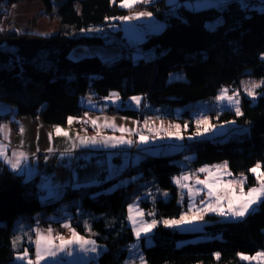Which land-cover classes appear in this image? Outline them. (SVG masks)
<instances>
[{
	"label": "trees",
	"instance_id": "trees-1",
	"mask_svg": "<svg viewBox=\"0 0 264 264\" xmlns=\"http://www.w3.org/2000/svg\"><path fill=\"white\" fill-rule=\"evenodd\" d=\"M18 1L0 0V7ZM120 1L41 0L46 12L55 9L60 25L57 32H0V102L13 105L18 116H39L44 124L65 125L69 117L85 111L83 103L88 97L103 100L116 91L122 100L141 96L143 102L139 109L120 108L115 113L138 119L153 111L174 119L173 109L180 107L188 118L192 103L213 99L225 86L238 87L242 76L264 77V11L242 6L238 0L227 2L222 9L207 7L189 14L177 4L175 14L171 13L165 0H154L149 10L167 17L163 30L152 34L153 57L136 61L130 56L117 57L109 62L94 55L71 59L70 52L79 46L124 41L120 30L103 35L86 33L123 15ZM217 19L220 21L212 28L206 25ZM181 71L185 80L168 82L170 73ZM240 111L239 116L231 109H211L208 113L212 122L233 120L234 128L247 127L245 134L225 141L192 140L182 153L195 155L189 162L192 168L226 161L232 175L245 176L244 189H249L257 184L250 169L259 164L264 172V85L257 89L255 100L240 96ZM10 115L0 112V122ZM182 153L146 156L115 178L68 187L57 200L45 202L40 200L43 191L38 175L25 179L0 162V264H18L16 255L26 249L33 252L37 212L50 213L63 200L74 198L78 199L79 212L72 219L73 226L105 246L97 264H122L126 246L134 240L126 220V207L132 200L139 197L141 208L155 220L180 215L178 188L172 178L182 171L174 162ZM121 178L130 180L107 191ZM144 181L167 190L169 198L153 202L141 198L140 184ZM256 207L254 213L234 221L205 215L202 229L196 231L157 224L150 235L153 243L145 246L142 240L145 264H240V253H264V202ZM17 219L21 228L15 227ZM199 235L211 238L177 244Z\"/></svg>",
	"mask_w": 264,
	"mask_h": 264
},
{
	"label": "rangeland",
	"instance_id": "rangeland-1",
	"mask_svg": "<svg viewBox=\"0 0 264 264\" xmlns=\"http://www.w3.org/2000/svg\"><path fill=\"white\" fill-rule=\"evenodd\" d=\"M35 1H38V0H20V1L12 4L10 6H1L0 11L2 10L3 12H5L4 13V15H5L9 12L10 8H12L13 5H19V8L21 9V10H18L19 12H21L23 10L28 11L29 10L28 7L31 8L30 5L33 4V2H35ZM39 1L41 2V0H39ZM153 1L154 0H149V2L145 3L144 0H137V2L132 5V7H122L121 4L123 3V0H121L118 4H119L120 8L125 10V13L123 15L111 19L112 23H108L104 26L93 27V28L87 30L86 33L87 34L103 35V34L108 33L109 31L120 30V35L122 38H124V41L117 44V45H113L111 43H108V44H104V45L87 46L88 49H91V52H92L93 47H101L102 49H106V48H112L113 49L114 47H116V48H119V50H122V49L126 50L129 53V56L131 57V59L133 61H136L139 58L153 57L154 56V50H153L154 46L151 42L152 34H157L163 30V28L165 26L164 20L167 17L166 15L164 16V18L158 17L151 10H149V5ZM229 1H231V0H183V1H181V4H183L184 8L188 12H190L192 10H200V9L207 8V7H214L217 9H222L223 6ZM238 1L240 2V4H242V6L252 4V7L254 6V8H256L260 11H264V0H238ZM129 2L131 3V0H129ZM252 2H254V3H252ZM165 4H167V7L169 9L170 8L174 9L176 4L177 5L180 4V1L179 0H165ZM24 5H26V6L24 7ZM29 12L32 13L34 11H29ZM140 13H150L151 15L140 16L139 15ZM43 15H44V18H42V20L39 21L40 18H38V17L43 16ZM123 17H138V18L124 20V19H122ZM43 20L48 23L47 27H49V28L53 27L54 31H56V29L58 28L59 19L55 13L54 8L50 12H46L44 9V13H41V14L37 15L36 17H35V15H34V17L32 16L29 18L23 17L21 20L16 21L17 23L11 22L10 27H8L9 29H6V30L23 32L24 30L29 29L30 33H34L37 35L52 34V33H49V34L44 33L43 34V32H39L36 30L37 29L36 27L38 26V21L41 23ZM31 21L34 23L33 24L34 26H32ZM219 21H220V19H217L213 22H207L206 25L209 28H212ZM39 27H40V24H39ZM58 30H59V28H58ZM105 57H107V56H105ZM118 57H123L121 52L119 53ZM261 58L264 59V54L261 55ZM105 61L107 62L108 59H106ZM167 80H168V82L185 80V75L182 71L170 73L168 75ZM252 83H258V84H261V86H263L264 85V77L255 78V77H252L249 75L242 76L238 80V87H227V86H225L223 89L228 90L227 95H229V96L233 95V93H237L239 95V100H240L241 95H244V96H246L252 100H255L256 91L258 88L254 89L253 96H249L247 94V90L245 87L246 85H251ZM220 92L218 93V95L220 94ZM113 93L116 94L115 97L112 96ZM109 95L112 97L111 98L110 97L105 98V102L102 105H111L112 109L107 108V107L104 108V110H103L104 114H102V115H99L97 113V111L94 112V114H91L92 119L90 118V122L88 120L84 119V116H82V114L80 116H78L79 119L73 118V122L69 123V125H66V124L65 125H48V124L42 123L39 116L34 117V118L25 117V119L28 121L29 125L27 123H25L23 125V129L25 131H28V135L35 134L36 139H37V141H36L37 148L41 147V149L47 151V152L39 153L36 155V157H35L36 158V166L38 167V164L40 162H42L43 163V169H44L45 165H44L43 160L48 157L49 153L52 154V155H50V159H54L55 156H58L59 159L65 160L69 157L70 152L68 150H71V149L73 150L76 148H77V150H81L79 152L87 151L90 154V157H92V158L94 156L100 154L99 153L100 151L90 152L89 150L108 149V148L113 147V146H111L113 143H116V146L113 147L116 149H118V148L119 149L120 148L129 149V148H131V144L137 142L138 138L135 136L132 138L130 135H128V138H129V141H131V144H119L117 142L122 140L121 137L124 135H122L118 131L117 132L120 135H118V133L115 131L113 132V131L109 130L108 124L112 120H114L111 117L116 116V114L119 115L118 112L115 113L114 110L117 111L120 108H131L132 106H135V105L137 106L143 102L142 101L143 98L141 96H131L127 100H122L116 91H111ZM217 96H215L211 100L196 101V102L192 103L191 107L188 109V115H189L188 118H186V116L181 114L182 111H184V109L180 108V107H176L173 109V115H174V117H176L174 119L169 118V117L161 118V117H158L157 115H149L148 117H144L145 119H142V120L140 118H138V119L135 118L136 119L135 129L138 131V133L143 134V136L146 135V137L149 136L151 138L155 137L154 139H157V140L163 139L164 143L162 144V146L164 147V149H163V152L159 156H172L173 154L182 153L186 150L187 142H190L192 140L210 139V140L225 141L228 139L235 138L236 135L245 134L248 130L247 127H241L238 129L234 128L235 124H234L233 120L226 121V122H212L211 121L210 114L208 113V111L211 109H217V110L231 109L235 112L234 107H231V108L227 107L226 101L225 102H218L216 100ZM133 97H139L140 98L139 103L134 102L132 100ZM87 99H90V97H88ZM90 101H92V100H90ZM1 103H4V102H1ZM239 108H240V103H239ZM19 117L22 118L23 116H19ZM93 121H95V124H93ZM198 121H200L201 123L198 124L197 123ZM205 121H206V123H205ZM39 123H40V125H43V127H45V132L41 131V130H39L37 132L33 131V128L36 127V125ZM190 124H192V126ZM49 127H50V129H49ZM95 127L98 128V131L95 130ZM205 128H207L208 131H205ZM56 129H64V130H61V133H67V136H65L63 134H57ZM189 129L191 131H189ZM136 133L137 132H134L135 135H137ZM177 137H180V138H177ZM151 138H147V141H148V139H151ZM93 139H95L97 141L96 144L90 143V141ZM139 140H140V137H139ZM81 141H87L89 143L82 144ZM141 145H142V143H141ZM24 146L28 147L29 145L27 143H25ZM154 147H159V146H154ZM146 148L149 149L150 147H146ZM50 149H51V151H50ZM75 152H77V151H72V155H75L74 154ZM120 153H122L121 150L117 151L116 157L114 159L115 161H117V160L119 161ZM42 154H47V157L42 158L39 161V157H37V156L42 155ZM182 154H183L181 156L182 157L181 158L182 166H183L184 162H190L195 157V155L193 153H189V152L182 153ZM151 156H157V155H151ZM183 157H184V159H183ZM70 158H71V156H70ZM181 161H180V164H181ZM225 162L226 161H221V162L212 163V164H204L201 167H207V168L211 169L212 175L214 178L216 176L220 177L221 184H226L229 181H240L241 179H244V183H245L246 180H245L244 176H242L243 174H240L241 176L240 175H232L230 173V171L228 170V167L226 169L221 168L217 172V170L213 167L216 165H223ZM68 163L69 162L65 163L64 165H67ZM78 164H81V163L78 161L77 165ZM85 167L86 168H81V169L76 168L74 174L75 173L78 174V172L84 173V174H88V173L94 174L96 167H97V162L91 161V158H90L87 166H85ZM254 167H256V165ZM190 171H191V169H189V172H187V174H185V171H184L178 175H175L172 178V181H174L176 183V181L179 179V177L181 178L183 176H187V175L191 174L192 171L191 172ZM69 172H70V170L68 171L67 166L62 167V168H56L52 171H48V170L45 171V174H47V180H46V182H42V184H40V185L42 186V188L46 189V192H47L46 195L48 198L50 197V193L52 192L51 186L54 187L55 184H61L63 182H65V184H66L65 186H67L69 184V178H68ZM258 172H263V171H261V169L259 168ZM228 173H230L231 175H228ZM103 174H104L103 172H100L98 174V176L96 175L97 179L100 178V175H103ZM205 174H207V173H205ZM252 174L254 175L256 183H257L255 187H258L259 181L257 180V173L252 172ZM195 175L198 176L199 178H203V176H204L201 173L200 174L195 173ZM99 182L100 181L97 180L96 184ZM188 182L189 181H186V183H188ZM242 186L243 185L237 183V184L233 185V189L236 191L237 194L240 193L241 189L243 190L244 193H247L248 189H244ZM140 187H141L140 197L146 198L150 202H153L157 198L167 200L170 196V194L167 190L158 188L151 181L142 182L140 184ZM47 197H44L42 195L40 197V200L43 202ZM204 198H205V194L201 193L200 195H197V196L194 195L190 199L189 198V192H188L187 193V200H188L187 208L193 207L194 208L193 211H195V208H203L204 207V200H203ZM138 199H139V197L132 200L126 207V220H127L128 225L131 227V231H132L133 235H134L133 223L129 220V215H130L129 206L130 205L133 206V211H132L131 215L136 219V222H137L136 226L137 227H140V221H143L144 223H152L153 221H155V226L157 224L162 223L161 225H163L165 227H168L171 229L175 228V229L181 230V231H196V230L202 229V224L204 223V221H203L204 217H202V219L192 217L194 215L193 211L192 212L186 211L185 198L180 193L178 195H176V203L181 206L182 211H181L180 215L178 216V218H173V219L167 218V219L155 220L154 218H152L150 216L149 211H144L141 208V206L139 205ZM194 199H196V200L194 201ZM77 201H78V199H77ZM193 201L195 204L193 203ZM223 210L225 212V216H231L230 214H228V207H227L226 202L223 203ZM39 212H41V211H39ZM39 212H37V213H39ZM137 212L141 213V215H137ZM73 217H74V214L71 215V219H73ZM181 217H184V220H181ZM219 219L220 220H227V221L238 220V218H233V217H229L228 219H226V217H224V216H220ZM45 221H47V222L43 223ZM164 221H176L177 224L166 225L164 223ZM48 222L49 221L46 218H42V217L39 218L38 217L36 219V223L43 224V225L40 224V228H43V227L54 228L55 224L50 225V224H48ZM19 224H20V222L17 219L15 221V227H17ZM85 225H87V224H85ZM58 228L62 232V234H65L68 231L66 228H64L65 230H62L59 226H58ZM153 229H154V227L152 228V230L150 232H147L146 234L142 233L139 240L134 235V240L126 246L127 256H126V258L122 264H141L140 256L143 257V261L145 264V260H144V256H143V252H142V247H141L142 246V240H143V244L145 246H150L153 243V241L150 237L151 233L153 232ZM210 238L211 237H209L207 235H199V236L190 238L188 240H182V241L178 242L177 244L181 245V244H184L187 242L207 240ZM100 245H102V244H100ZM258 253H261V252H258ZM256 254H254V255H246V254H241V253L238 254L240 264H263V261H257V260H251V259L245 260V259L241 258L242 256L253 257Z\"/></svg>",
	"mask_w": 264,
	"mask_h": 264
},
{
	"label": "crops",
	"instance_id": "crops-1",
	"mask_svg": "<svg viewBox=\"0 0 264 264\" xmlns=\"http://www.w3.org/2000/svg\"><path fill=\"white\" fill-rule=\"evenodd\" d=\"M180 1V0H179ZM254 3V2H252ZM183 6V12L189 14L190 12H188L185 8L184 5L178 4V6ZM26 5H24L25 7ZM31 8L28 7V11L23 10L21 12H19L18 10H21L19 8V5H13L12 8H10L9 12L5 15L2 16V21L0 22V32L4 31L5 29H9L8 27H10V23H17L16 21L21 20L23 17H35L41 13H44V6L43 4L38 0L33 2V4L30 5ZM251 8H254V6L252 7V4L250 5ZM19 8V9H18ZM175 9V8H174ZM173 8H170L168 10H171V13H173L174 11ZM29 11H34V12H29ZM193 11V10H192ZM45 15V14H44ZM43 16H40L38 18L39 21L42 20V18H44ZM30 21V20H29ZM38 21V26L35 28L37 31L39 32H43L46 34L49 33H54L58 30L59 28V22H58V28L56 29V31H54L53 27H47L48 23L46 21H42L41 23ZM32 26H34L33 22L31 21ZM40 24V27H39ZM31 26V27H32ZM23 28V27H22ZM21 28V29H22ZM44 28V29H43ZM20 29V28H19ZM33 29V28H32ZM23 32H29V29L24 30ZM152 42V40H151ZM101 47H93V51L91 52V49H88L87 46H79L75 49H73L70 52V58L75 60V59H79L81 57H85V56H96L99 59H102L103 62H106L105 60L108 59L107 62L111 61L114 58H117L119 56V53L123 51L119 50V48L114 47L112 48H106V49H100ZM154 50V49H153ZM107 52V53H106ZM107 56V57H105ZM101 60V61H102ZM108 97H112L110 95H108ZM90 99H86L85 102L83 103L84 107H85V111L82 113V116H84V119L88 120L90 122V118L92 119V115L94 114V112L97 111V113L99 115H102L101 112L104 110V108H111V105H102L105 102V99L103 100H92ZM144 107H146V105L144 104ZM131 108H135V109H139V105H135L132 106ZM98 109V110H97ZM8 111L11 113L10 117L2 122H0V126H4L5 131L0 133V144H3L6 146L7 148V155L9 158H12L13 153H23L24 156L27 157L26 160H22L21 161V165H20V170L17 171H13L11 166L8 163H5L3 159H0V162L3 166H5L9 171L12 172H16L19 174H22L24 176L25 179H30L36 175L39 176V186L40 189H42L43 191V196L47 197L46 195V189L42 188V186L40 184H42V182H46L47 180V174H45V171H52L56 168H62L67 166L68 171L70 170V172L68 173V178H69V184L67 186H65V182L61 183V184H55L54 187L51 186V193H50V197L46 198L43 202L45 201H53V200H57L64 192V190L68 187H75V186H82V185H89V184H95L97 182V176L100 172H103L105 174V180L107 179H112L117 177L123 170H125L126 168H128L129 166L134 165L135 163H137L138 161H140L141 159H143L146 156H151V155H160L163 152L164 147L162 146L163 139L161 140H157L154 138H151L149 136L146 137V135L144 137L146 138H151L148 139L147 142L142 143L139 140V137L143 134L138 133V131L135 129V123H136V119L135 118H130V117H126L123 116L121 114L111 117L114 120H112L109 124H108V129L111 131H115V132H119L121 133L122 136L121 139L125 140V141H129L128 135H130L132 138L135 136L137 137V142L131 144V148L129 149H125V148H108V149H102V150H98V149H94V150H89L90 152H97L100 151L98 155L94 156L93 158L90 157V154L87 151L84 152H79L81 150H77L76 149H71L68 150L69 153V157L67 159H59L58 156H55L54 159H50V154L46 159L43 160L45 168L42 170H38L37 166H36V155L39 153H43V152H47L43 149L37 148L36 145V136L35 134H30L28 135V131H25L23 129V125L25 123H28V121L25 119L26 116H23L22 118L19 117L16 113H15V107L13 105H9L7 103H1L0 102V112H5ZM148 112L143 113L142 119H145L144 117H148ZM151 115H157L158 117L161 118H165L164 116H161L159 113L153 112ZM71 118V121L73 122V118H77L79 119V117H69ZM69 118L66 122V125H69ZM139 119V120H140ZM126 129L128 131H120L119 129ZM22 129V131H21ZM50 129V127H49ZM24 130V131H23ZM44 131L45 132V127H43V125L37 124L36 127L33 128L34 132L37 131ZM60 130H64V129H60ZM95 130L98 131V128L95 127ZM117 132V133H118ZM134 132H137L135 135ZM74 133V132H73ZM118 133V135H120ZM6 137V138H5ZM80 138V137H79ZM27 143L29 146H24V144ZM154 146H159V147H154ZM146 147H150L149 149ZM122 151V153H120L119 156V161H115V157L117 154V151ZM72 151H77L72 155ZM71 156V158H70ZM92 156V155H91ZM96 161L97 162V167L95 170L94 174L88 173V174H84V173H79L78 174H74L75 169H81V168H86L85 166H87L88 161ZM181 158H177L176 160H174L175 164L180 165L182 168L181 172L185 171V174H187V172H189V169H191V174L187 175L189 177H191L188 181V183H186V181H181V183L187 184L190 187H192L194 190H199V194L204 193L205 194V198L204 200V207H206V204L208 202V198H207V189L204 188V186L202 184H196V180H204L205 177L207 176V174H205L204 172H200L199 169L201 168H205V167H198V168H190L189 166V162H184L183 166H182V161ZM184 159V157H183ZM182 159V160H183ZM80 162L81 164L77 165V162ZM181 161V164H180ZM69 162L67 165H64L65 163ZM81 165V166H80ZM77 166V167H76ZM194 171V172H193ZM195 173L197 174H203V178H199L198 176L195 175ZM97 175V176H96ZM241 176V175H240ZM244 176V175H242ZM180 178V177H179ZM214 178V177H213ZM245 178V176H244ZM129 178H121L119 179L113 186H111L107 191H110L118 186H122L125 185L129 182ZM99 181V180H98ZM174 185L178 188L177 191V195L180 193L186 200V211H189V208H187V193H188V188H181L180 185L177 183H175L173 181ZM245 184V183H244ZM244 184H243V188H244ZM195 195V196H197ZM179 198V197H178ZM197 199V198H196ZM194 199V201L196 200ZM193 201V203H194ZM195 204V203H194ZM258 204V203H257ZM252 206V209L254 207H256V205ZM250 209V211L252 210ZM249 211V212H250ZM44 212V211H43ZM42 211L39 213H36L34 215V218L37 219L38 217H42V218H46L49 222L55 224L54 228H51V236L53 238V242L55 244H60V240L56 239L57 237H63L64 240H68L71 238V232L69 230V228L64 227V225H69L70 228L72 230H74L80 237H83L85 240H90V241H94L91 237L85 236V234H81L79 233L76 228L73 226L74 223L72 222L71 219V215L72 214H77L79 212V204L76 198L74 199H66L62 202L59 203V206H57V210L54 213H43ZM248 212V213H249ZM183 213V212H182ZM246 213V214H248ZM193 216L192 217H196L201 219L200 217H204V215H215L218 218H220L219 215H217L214 212H208L205 211L203 213H196L195 211H193ZM245 214V215H246ZM44 216V217H43ZM226 219H228L231 216H225ZM240 219V218H238ZM162 224V223H160ZM58 226L62 229L65 230L64 228H66L68 231L65 234H62V232L59 230ZM19 228H21V225L18 226ZM50 227H43V228H32V232H33V252L30 254L28 252V259L31 260H35V243L34 241L36 240V233L37 231H39L40 233H43L45 236H47L48 234V229ZM95 242V241H94ZM95 247L97 249V251L95 253L93 252H88V253H83V252H79L77 250V246L73 245V254L72 256H66L64 253H59L58 254V259L61 261V264H97V258L100 255V253L104 250V246L100 245L99 243L95 242ZM24 254V251L18 255L15 256V261L18 264H27L26 260H19L17 259L18 256H21ZM40 264H54V261L52 259H47V260H42L40 262Z\"/></svg>",
	"mask_w": 264,
	"mask_h": 264
},
{
	"label": "snow or ice",
	"instance_id": "snow-or-ice-1",
	"mask_svg": "<svg viewBox=\"0 0 264 264\" xmlns=\"http://www.w3.org/2000/svg\"><path fill=\"white\" fill-rule=\"evenodd\" d=\"M137 0H131V3L129 0H123V3L121 4L122 7H132L134 3H136ZM145 3L149 2V0H144ZM140 16L144 15H151L150 13H140ZM138 17H123L122 19L128 20ZM261 84L258 83H252L251 85H246L247 94L249 96H253L254 89L259 88ZM227 89H221L220 94L216 97V100L218 102H227V107L235 108L236 115H241V111L239 108V95L237 93H233V95L229 96L227 95ZM113 97L116 96L115 93L112 94ZM132 100L136 103H139L140 98L139 97H133ZM71 118H69V123H71ZM198 124L201 122L198 121ZM206 123V121H205ZM93 124H95V121H93ZM178 127V126H177ZM120 131H128L126 129H119ZM5 128L4 126H0V133L4 132ZM22 131V129H21ZM205 131H208L207 128H205ZM57 134H63L67 136V133H61L60 129H56ZM6 138V137H5ZM180 138V137H177ZM140 142L145 143L147 142V138L143 135L140 136ZM82 144L89 143L87 141H81ZM91 144H96L97 141L95 139L90 141ZM117 143L119 144H131V141H125L120 140ZM111 146L115 147L116 143H113ZM51 151V149H50ZM0 159H3L5 163H8L13 171L20 170V165L22 160H26L27 157L24 156L23 153H13L12 158H9L7 155V148L5 145L0 144ZM217 172L221 169L227 168V162H225L223 165H216L213 166ZM260 168V165L257 164L256 167L250 169L251 172L257 173V180L259 181L258 187H252L249 188L247 193H244L241 189L240 193L237 194L236 191L233 189L234 184H241L243 185L244 179H241L240 181H229L226 184H221L220 177L216 176L213 178L212 170L205 167L199 169L200 172L207 173L208 175L205 177L204 180H196V184H202L204 188L207 189V198L208 202L206 204L205 208H195L196 213H203L205 211L208 212H214L219 216H224L225 212L223 210V203H227L228 207V214L231 215L233 218H242L245 216L246 213L252 209V206L264 202V172H258V169ZM228 175H231L228 173ZM191 177L189 176H183L179 178L176 182L180 185L181 188H188L189 192V198L191 199L194 195L199 194V190H194L192 187H190L187 184L181 183V181H188ZM194 210L193 207H189V212H192ZM133 211V206H129V220L133 223V232L136 238L139 240L141 237V234H146L147 232H150L153 227H155V221L152 223H144L143 221H140V227H137L136 219L131 215ZM137 215H141V213L137 212ZM202 219V216L200 217ZM181 220H184V217H181ZM190 222V221H189ZM166 225H175L177 224L176 221H164ZM64 227L69 228L71 232V238L68 240H64L63 237H57L56 239H59L61 242L60 244H55L53 242V238L51 236V228L48 229V234L45 236L43 233H40L37 231L36 233V240L35 243V260L28 259V250H24V254L21 256H18L17 259L19 260H26L27 264H40L42 260L52 259L54 261V264H61V261L58 259L59 253H64L66 256H72L73 254V245L77 246V250L79 252L88 253L93 252L95 253L97 251L95 247V242L90 240H85L83 237H80L74 230L70 228L69 225H64ZM219 254H217L218 256ZM242 259L245 260H257V261H264V253H257L253 257H246L242 256ZM141 264H144L143 257L140 256Z\"/></svg>",
	"mask_w": 264,
	"mask_h": 264
},
{
	"label": "built area",
	"instance_id": "built-area-1",
	"mask_svg": "<svg viewBox=\"0 0 264 264\" xmlns=\"http://www.w3.org/2000/svg\"><path fill=\"white\" fill-rule=\"evenodd\" d=\"M143 6V5H142ZM144 7V6H143ZM1 19H2V15H1V13H0V21H1ZM30 24V23H29ZM126 55V52H122V56H125ZM104 112V111H103ZM37 157H39V161H40V159H42V158H45V157H47V154H42V155H38ZM38 170H42L43 169V163L42 162H40L39 164H38ZM100 178H103V175H100ZM197 202V201H196ZM56 211V208H54L52 211H51V213H54ZM47 221H45V222H43V223H46ZM41 224V223H40ZM40 224L39 223H36V225H35V227L36 228H40ZM48 224H50V225H52L53 223H51V222H48ZM41 225H43V224H41Z\"/></svg>",
	"mask_w": 264,
	"mask_h": 264
},
{
	"label": "water",
	"instance_id": "water-1",
	"mask_svg": "<svg viewBox=\"0 0 264 264\" xmlns=\"http://www.w3.org/2000/svg\"><path fill=\"white\" fill-rule=\"evenodd\" d=\"M257 210V207H254L251 211L250 214L254 213Z\"/></svg>",
	"mask_w": 264,
	"mask_h": 264
},
{
	"label": "bare ground",
	"instance_id": "bare-ground-1",
	"mask_svg": "<svg viewBox=\"0 0 264 264\" xmlns=\"http://www.w3.org/2000/svg\"><path fill=\"white\" fill-rule=\"evenodd\" d=\"M101 114H104L103 111L101 112Z\"/></svg>",
	"mask_w": 264,
	"mask_h": 264
}]
</instances>
